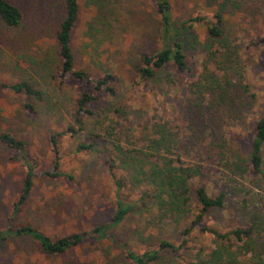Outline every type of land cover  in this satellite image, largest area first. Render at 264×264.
<instances>
[{
    "label": "rangeland",
    "instance_id": "obj_1",
    "mask_svg": "<svg viewBox=\"0 0 264 264\" xmlns=\"http://www.w3.org/2000/svg\"><path fill=\"white\" fill-rule=\"evenodd\" d=\"M7 1L19 9L21 22L15 29L0 25V78L9 82L30 77L40 83L36 73L46 61V55L56 53L54 36L63 17V0ZM79 2L74 45L84 40L86 24L92 19L89 1ZM152 2L119 0L115 7L120 23L116 22L117 25L112 26L114 30L105 33V38L116 50L111 48L108 59L101 56L98 61H106L111 67L117 98L109 100L102 94L97 95V102L90 107L96 116L90 123L96 119L110 126L113 133H122L121 140L132 145H139V140L147 138L149 131L143 129L147 123L163 125L180 147V160L200 169L198 177L191 180V187L201 186L210 196L224 194L223 208L209 211L204 223L221 233L243 226L247 220L244 201L249 199L248 185L246 177L234 167L243 159L251 128L264 111V44L258 42L264 36V0H170L173 21L203 19L200 23L191 22V27L181 37L189 74L179 75L172 67L165 66L156 84L143 88L131 84L135 80L128 53L134 54L152 29L155 19ZM215 13L223 18L224 34L210 40L205 27L214 22ZM91 34L99 36L95 30ZM54 60L46 62L53 68ZM13 63H17V68ZM205 73L211 74L213 79L205 78ZM216 82L223 87L222 102L210 101L207 94L197 89L206 87L203 84L213 87ZM41 89L45 99L49 96L52 102L57 94L55 91L54 97L52 90L60 89L64 101L55 112L46 107L47 102L0 90V133L8 132L25 143L26 158L35 163L32 190L13 215L11 204L20 190L24 167L16 160L18 154L0 142V231L29 225L54 239L108 222L113 214L114 198L103 166L105 146L101 139L96 141L97 145H102L99 152L75 153L76 140L67 136L60 138L59 170L70 179L40 175L49 167L51 153L47 137L68 124L70 104L67 101L80 87L76 83L60 86L51 81L47 88L41 86ZM27 102L33 107L32 112L23 108ZM189 104H198L194 107H201L203 113L188 107ZM153 215V209L134 211L115 230L134 253L155 247L160 240L174 242L178 239L176 224L157 222ZM191 246L193 249L189 251L163 256L159 264L206 261L205 255L215 250L218 242L209 234L193 233ZM127 263L118 249L105 242L88 243L60 255H46L27 236L0 240V264Z\"/></svg>",
    "mask_w": 264,
    "mask_h": 264
},
{
    "label": "trees",
    "instance_id": "obj_2",
    "mask_svg": "<svg viewBox=\"0 0 264 264\" xmlns=\"http://www.w3.org/2000/svg\"><path fill=\"white\" fill-rule=\"evenodd\" d=\"M79 1L63 0V17L54 36L56 53L46 55L47 62L51 58L55 59L54 67L45 60L42 62L35 75L40 83H35L30 77L9 82L0 78V90L38 102H47L46 107L53 108L55 112V108L64 101L60 89L52 90L54 97L55 91L57 92L55 101L52 102L49 96L45 99L41 86L47 88V84L54 81L60 86L76 83L80 87L67 101L70 104L68 124L47 137L51 153L49 167L40 172V175L51 179L67 177L59 170L60 138L67 136L75 139V153L99 152V146L102 145H97L96 141L101 139L100 142H104L105 146L102 151L105 155L103 166L107 181L113 187V214L106 223L54 239L29 225H19L0 231V240L9 236H27L46 255H60L88 243L105 242L107 246L118 249L128 261L127 264H159L165 255L193 249L191 236L193 233H200L211 235L218 242V247L205 255L206 261H197L195 264H264V111L251 128V139L243 159L234 167L246 177L248 185L246 194L249 199L244 201L247 220L243 226L229 228L221 233L216 227L207 226L204 218L209 211L223 208L224 194L220 192L216 196H210L201 186L191 187V180L198 177L200 169L180 160V147L176 145L173 134L168 133L163 125L147 123L146 127L142 126L149 131L147 138L139 140V145H132L125 139L121 140L122 133H113L110 126H104L96 119L94 123H90L96 116L95 110L90 107L97 102V95L102 94L109 100L117 98L111 67L106 61H98V58L104 56L107 60L109 50H116V46L105 38V33L113 31L112 26L117 25L116 22L120 23L118 14L114 13L119 0H86L91 6L92 19L86 24L84 40L74 45L73 33L79 19ZM152 10L155 19L150 33H146L134 54L130 51L128 53L135 80L131 84L141 85L143 88L153 87L165 66L172 67L179 75L189 74L181 37L191 27V22L200 23L203 20L196 17L189 21H173L170 0H153ZM213 20V23L207 24L205 31L210 40H217L224 34V21L218 13L213 15ZM20 22L19 9L7 0H0V25L5 29H15ZM92 30L99 36H93ZM258 42L264 44V36ZM13 66L17 68L18 65L13 63ZM205 78L213 79L209 73H205ZM203 85L206 87L197 88L201 93L207 94L210 101L216 99L222 102L223 87L218 82L213 87ZM195 105L198 104H189L188 107L203 113L202 108L194 107ZM23 108L33 111L28 102L24 103ZM113 135L117 137H112ZM0 142L18 154L16 160L21 161L24 167L20 190L11 204L12 214L15 215L32 190L35 163L26 158L25 143L8 132L0 133ZM67 178L70 179L69 176ZM150 209H153V219L157 222L173 223L179 227L178 239L174 242L160 240L155 247L134 253L116 235L115 230L134 211L148 212Z\"/></svg>",
    "mask_w": 264,
    "mask_h": 264
}]
</instances>
